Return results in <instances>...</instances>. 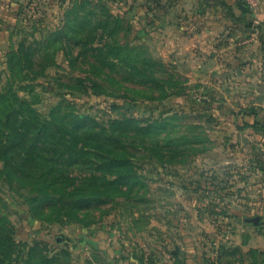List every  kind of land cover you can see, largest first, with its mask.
<instances>
[{"label":"rangeland","instance_id":"rangeland-1","mask_svg":"<svg viewBox=\"0 0 264 264\" xmlns=\"http://www.w3.org/2000/svg\"><path fill=\"white\" fill-rule=\"evenodd\" d=\"M11 1L0 0V92L44 117L76 113L120 131L126 164L101 171L64 156L54 180L69 185L45 186L37 160L11 177L0 158V241L14 242H0V264H155L166 246L179 254L173 264H264V110L247 86L233 88L229 68L233 35L264 0H234L249 11L237 23L211 7L220 0H187L204 15L191 30L213 31L214 50L155 31V0ZM179 15L163 21H188ZM81 185L102 190L100 200L79 204L71 193Z\"/></svg>","mask_w":264,"mask_h":264},{"label":"trees","instance_id":"trees-1","mask_svg":"<svg viewBox=\"0 0 264 264\" xmlns=\"http://www.w3.org/2000/svg\"><path fill=\"white\" fill-rule=\"evenodd\" d=\"M67 14L72 21V24L68 25L70 28L76 29L74 23L78 17L77 11L73 8ZM61 29L70 30L66 27ZM26 60V63H32L28 57ZM23 61L22 58L18 57V54H14L10 60L11 71L18 73L16 68H26L23 66ZM4 93L0 92V135H4L6 138L0 142V158L4 164V171L9 176H14L17 169H20L25 176L31 174L27 164L31 162L30 159H35L41 164L37 171L40 170L43 174L40 181L45 186L62 183L69 185V177L67 176L62 177L59 181L58 179L54 180L56 175L60 173V170L56 169L57 165L61 163L64 165L67 161V159H62L64 156L70 159V165L74 164L95 170L101 169V171L104 170L102 169L103 166H105L103 168L115 169L122 168L126 164V158L116 153L121 150V147L116 145V141L119 140L113 138L114 135H121L120 131L116 133L114 129V131H110L112 134L109 135L106 128L102 127L100 130L89 128L88 121H84L76 113H66L60 119L53 110L49 117H44L37 113L34 108L29 107L27 101L15 99L14 94L8 97ZM87 127L89 128L88 131L86 130ZM50 146L55 147L50 148ZM91 158L97 163L93 162L92 165L90 163ZM61 159L60 163L59 160ZM55 170L58 173H54ZM126 180L122 176L118 178L119 182H126ZM74 187L71 194L77 195L79 198L77 202L83 205L99 201L103 194L102 190L86 185H81L79 188ZM64 190L63 185H61L60 189L55 188L54 192L61 193ZM44 194L46 193L44 192ZM58 198L62 197L54 199L58 200ZM1 240L0 242H7L8 246L14 244L8 236L1 235Z\"/></svg>","mask_w":264,"mask_h":264},{"label":"crops","instance_id":"crops-1","mask_svg":"<svg viewBox=\"0 0 264 264\" xmlns=\"http://www.w3.org/2000/svg\"><path fill=\"white\" fill-rule=\"evenodd\" d=\"M4 1L10 2L11 0ZM74 1L76 0H70V3H72V5L76 4ZM186 1L187 0H155V14L160 19L155 21V31L160 32L165 26L167 27V30H169L168 37L175 38V41L181 40L182 42V40L189 39L192 43L194 41L196 46L202 45L205 49L209 48L208 50H214L216 46L212 43L213 41L211 38L213 31L208 29L205 30L203 28L195 31L191 30L190 26L193 22H196L197 18L199 21L202 20L204 15L193 9L189 10L185 5ZM61 2H65V0H61ZM166 2L168 5L165 4ZM127 3L131 5L130 0H127ZM210 4L213 9L228 11V13L225 14L226 18L227 15H229L228 18L230 20H235L236 23L249 13L247 6L241 4L239 1L220 0L219 3L210 2ZM175 10H179V16H182V19L187 18L188 21H176V18H173L174 20L170 19V21H163L164 15L170 14ZM237 12L239 13L237 14ZM259 18L253 20L250 19V21L243 24V26L237 28V33L239 34L233 35L235 38L233 39V42H231L233 44V49H231L232 63L229 68L232 70V76L234 78L233 88L239 93L244 90L245 86H247V91L253 95V98L250 97L253 100L252 104L255 105V108L264 110V10ZM217 19H219L220 24L222 23L221 25H223L225 18L222 19V16H219ZM219 22H215L216 28L219 26ZM183 24L185 26H182ZM255 25L257 27L259 25L262 26L261 35L259 34L260 30L255 28ZM188 31H191L194 35L193 38L189 36L191 33ZM204 51L206 52V50ZM262 100L263 102L259 103ZM258 114L261 115L259 111ZM256 122L264 124V116ZM160 254L165 257L167 256V259L163 258V261L155 260V264H173V262L179 257V254L170 250L167 246Z\"/></svg>","mask_w":264,"mask_h":264},{"label":"water","instance_id":"water-1","mask_svg":"<svg viewBox=\"0 0 264 264\" xmlns=\"http://www.w3.org/2000/svg\"><path fill=\"white\" fill-rule=\"evenodd\" d=\"M253 222H254L255 224H257V223H258V217H254V218H253Z\"/></svg>","mask_w":264,"mask_h":264},{"label":"built area","instance_id":"built-area-1","mask_svg":"<svg viewBox=\"0 0 264 264\" xmlns=\"http://www.w3.org/2000/svg\"><path fill=\"white\" fill-rule=\"evenodd\" d=\"M250 4H251L250 6L252 7V6H254V4H256V3H255V2H250ZM254 9H257V7L254 6Z\"/></svg>","mask_w":264,"mask_h":264}]
</instances>
